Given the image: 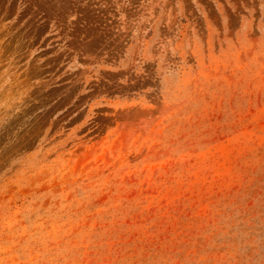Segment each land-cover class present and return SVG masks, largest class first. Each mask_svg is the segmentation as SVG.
I'll list each match as a JSON object with an SVG mask.
<instances>
[{
  "label": "rangeland",
  "instance_id": "obj_1",
  "mask_svg": "<svg viewBox=\"0 0 264 264\" xmlns=\"http://www.w3.org/2000/svg\"><path fill=\"white\" fill-rule=\"evenodd\" d=\"M0 264H264V0H0Z\"/></svg>",
  "mask_w": 264,
  "mask_h": 264
}]
</instances>
